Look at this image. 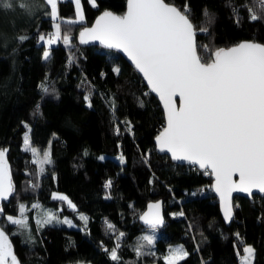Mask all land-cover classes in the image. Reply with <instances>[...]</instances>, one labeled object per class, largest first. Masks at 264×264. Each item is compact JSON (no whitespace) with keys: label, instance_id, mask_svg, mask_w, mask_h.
<instances>
[{"label":"trees","instance_id":"trees-1","mask_svg":"<svg viewBox=\"0 0 264 264\" xmlns=\"http://www.w3.org/2000/svg\"><path fill=\"white\" fill-rule=\"evenodd\" d=\"M166 2L181 9L187 3L194 24L208 28L207 33L197 31L196 37L205 59L215 49L240 40L264 44V19L250 21L247 11L256 7L254 0H231L239 10V23L229 0ZM96 3L98 7H92L82 0L85 21L64 25L70 29L72 47L62 42L50 46L48 60L43 59L45 46L38 43L39 34L53 30L43 0H31L30 14L0 6V149L8 150L15 187L14 195L1 202L0 227L20 264H114L109 252L119 232L125 233L118 252L121 264H164L163 257L174 242L189 252L181 264H240L247 244L255 249L253 264H264V196H235L234 217L224 223L210 175L156 151L153 139L164 125L157 98L117 51L79 43L78 31L98 12L122 13L126 0ZM58 8L61 18H74L71 0ZM18 36L29 39L19 42ZM115 67L120 68L119 75ZM42 83L49 87L48 93L42 91ZM85 95L91 96V108ZM111 99L116 103L115 113ZM125 121L131 123V133ZM26 131L33 146L51 153L53 163L45 165L39 176L31 152L24 151ZM121 154L123 165L117 159ZM108 180L112 186L105 189ZM54 192L67 195L76 209L53 200ZM157 198L164 201L166 221L154 232V246L145 248L154 254L137 258L135 245L149 230L137 217L147 202ZM20 203L29 217V232L23 234L5 220L6 215H18ZM33 203L41 209H32ZM43 209L69 219L74 227L53 224L38 229L35 218ZM181 211L184 215H172ZM81 214L88 217L86 228ZM106 221L115 231L107 229Z\"/></svg>","mask_w":264,"mask_h":264},{"label":"snow or ice","instance_id":"snow-or-ice-1","mask_svg":"<svg viewBox=\"0 0 264 264\" xmlns=\"http://www.w3.org/2000/svg\"><path fill=\"white\" fill-rule=\"evenodd\" d=\"M43 2L53 30L39 34L38 43L45 46L43 59L48 60L50 46L62 42L65 47H72L70 29L64 25L82 24L85 13L82 0H71L74 18L60 17L58 5L64 0ZM88 3L98 7L96 0H88ZM254 4L256 7L246 6L253 22L264 19V0H254ZM0 6L17 8L24 14L31 12V0H0ZM228 6L232 7L239 23V10L232 6L231 0ZM197 31L207 33L208 28H198L194 24L187 3L181 9L166 0H127L123 15L104 11L91 27H83L79 32V43L99 42L105 48L116 49L127 56L142 74L150 92L155 93L163 105L166 126L155 137L157 149L170 154L173 161L196 165L205 175L215 178L212 190L219 196L224 220L229 222L234 212L233 193L252 197L255 190L264 194V44L254 40L242 41L228 48H217L209 59H205L199 54L201 46L196 40ZM27 39L28 36L17 37L19 42ZM72 59L70 56L69 61ZM113 71L119 75L120 68L115 67ZM40 87L43 92H49L46 84L42 83ZM84 100L91 108V96L85 95ZM109 103L115 113V100L111 99ZM140 104L143 106V101ZM124 123L126 131L131 133V123ZM116 134H120L119 126ZM23 146L24 151L31 152L38 176L42 175L45 165L53 163L50 151L33 146L28 133L24 135ZM7 151L0 149V201H8L15 193ZM117 159L122 165L126 163L123 154ZM234 176L239 179L234 180ZM32 186L39 187V184ZM111 186V180L104 184L105 189ZM105 198L111 199V196ZM52 199L76 209L67 195L54 192ZM31 207L41 209L39 203H33ZM147 208L139 219L154 233L165 223L162 204L159 201L149 203ZM26 211L25 205L20 203L17 216H5L6 222L21 234L29 232ZM3 212L0 207V214ZM172 215L182 216L184 213ZM79 219L84 221L86 228L88 217L81 214ZM35 223L38 229L53 224L74 227L70 220L61 219L48 210L39 211ZM105 223L109 231H115L114 225ZM124 236V232H119L109 252L114 264H121L118 252ZM155 239L154 235L139 238L134 248L137 258L154 254L146 252L145 248L151 249ZM243 253L240 264H253L255 249L245 246ZM188 256L183 245L170 248L163 257L164 264H181ZM0 264H20L4 227H0Z\"/></svg>","mask_w":264,"mask_h":264},{"label":"water","instance_id":"water-1","mask_svg":"<svg viewBox=\"0 0 264 264\" xmlns=\"http://www.w3.org/2000/svg\"><path fill=\"white\" fill-rule=\"evenodd\" d=\"M169 3V2H168ZM126 10H127V0H126V5H125V9H124V11L122 12V13H116V12H114L113 10H110V9H107V10H102V11H100V12H98L96 15H95V17L92 19V21L90 22V24H87V25H84L83 27H91L94 23H95V21H96V19L104 12V11H111L112 13H114V14H117V15H123L125 12H126ZM82 27V28H83ZM82 28L78 31V34H77V37H78V40H79V32L82 30ZM242 41H253V40H240L239 42H242ZM239 42H237V43H239ZM256 42H259V41H256ZM237 43H235V44H237ZM259 43H261V42H259ZM235 44H232V45H230V46H228V47H231V46H234ZM263 44V43H262ZM82 45H98V46H101V47H104V46H102L101 44H99V42H90V43H88V44H82ZM228 47H223V48H228ZM112 50H114V51H117L131 66H132V68L139 74V76L142 78V80H143V82L145 83V85L147 86V88H148V90L150 91V89H149V87H148V85H147V82L143 79V76H142V74H140L136 69H135V67H134V65H132V63H131V61L127 58V56L123 53V52H121V51H118V50H116V49H112ZM156 98H157V100L159 101V104H160V106H161V108H162V110H163V116H164V125H163V127H165L166 126V119H165V113H164V109H163V105H162V103L160 102V100H159V97L158 96H156V94L155 93H152ZM177 99V105H178V103H179V98L177 97L176 98ZM163 127L158 131V133L154 136V139H153V141H154V145H155V149H156V151L158 152V153H161V154H166L169 158H170V160L172 161V162H174V163H178V164H187L186 162H176V161H173L172 159H171V156H170V154H168V153H164V152H160L158 149H157V147H156V144H155V137L160 133V131H162L163 130ZM189 165V164H188ZM192 166H194V167H196L197 169H199V167L198 166H196V165H192ZM199 170H201V169H199ZM201 171H203V170H201ZM211 177V190H212V185L215 183V178L213 177V176H210ZM233 179L234 180H238L239 178H238V176H234L233 177ZM212 193H213V195L216 197V199H217V202H218V206H219V212H220V215H221V217H222V219H223V221H224V223H229V222H226L225 220H224V217H223V212H222V210H221V206H220V200H219V196L216 194V192L214 191V190H212ZM254 194H257V195H259V196H264V194H260V193H258V192H256L255 190H254ZM235 196H243V197H247V198H249V199H252V197H249L247 194H245V193H233V199H234V197ZM157 201H159V202H161V204H162V215L164 216V220L166 221V219H165V215H164V201H163V199L162 198H157V199H154V200H151V201H149V202H147L146 203V206H145V208L143 209V211L138 215V217H137V220H138V222L143 226V227H145V228H147L144 224H143V222L139 219V216L140 215H142L144 212H146L147 210H148V208H147V205L149 204V203H154V202H157ZM1 202L2 201H0V205H1ZM232 203H233V200H232ZM233 217H234V212H233ZM164 225V224H163ZM163 225H161L160 227H162ZM159 227V228H160Z\"/></svg>","mask_w":264,"mask_h":264},{"label":"rangeland","instance_id":"rangeland-1","mask_svg":"<svg viewBox=\"0 0 264 264\" xmlns=\"http://www.w3.org/2000/svg\"><path fill=\"white\" fill-rule=\"evenodd\" d=\"M25 133H28V131H26ZM25 133H24V135H25ZM29 135V134H28ZM43 210H48V209H43ZM48 211H50V210H48ZM15 217V216H14ZM61 218V217H60ZM65 218V217H64ZM64 218H61V219H64ZM69 220V219H68ZM67 225V224H66ZM143 235H154L155 236V233H153L151 230H146V231H144L143 232V234L141 235V237L143 236ZM178 246H181V243H179V242H174V243H172V244H170L169 245V249L170 248H174V247H178ZM246 246H251V245H249V244H247ZM244 255V254H243ZM242 255V256H243ZM241 256V257H242Z\"/></svg>","mask_w":264,"mask_h":264}]
</instances>
